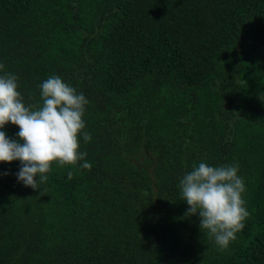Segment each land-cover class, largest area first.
Returning a JSON list of instances; mask_svg holds the SVG:
<instances>
[{
	"label": "trees",
	"instance_id": "obj_1",
	"mask_svg": "<svg viewBox=\"0 0 264 264\" xmlns=\"http://www.w3.org/2000/svg\"><path fill=\"white\" fill-rule=\"evenodd\" d=\"M0 64L26 106L50 76L83 93L92 137L39 190L0 164V264H264V0H0ZM200 162L246 185L226 250L186 216Z\"/></svg>",
	"mask_w": 264,
	"mask_h": 264
},
{
	"label": "clouds",
	"instance_id": "obj_2",
	"mask_svg": "<svg viewBox=\"0 0 264 264\" xmlns=\"http://www.w3.org/2000/svg\"><path fill=\"white\" fill-rule=\"evenodd\" d=\"M40 89L42 105L26 106L17 77L11 73L0 76V129L9 124L19 128L17 140L0 130V164L20 161L17 178L34 190L48 180L53 165L76 166L84 161L81 168H92L86 153L80 151L79 139L81 133L85 142L92 139L84 121L89 101L59 76L47 78ZM238 171V165L213 167L200 162L179 184L182 201L190 206L186 216L198 215L201 230L221 250L237 239L250 215L243 198L246 185ZM68 176L72 177L71 171Z\"/></svg>",
	"mask_w": 264,
	"mask_h": 264
},
{
	"label": "water",
	"instance_id": "obj_3",
	"mask_svg": "<svg viewBox=\"0 0 264 264\" xmlns=\"http://www.w3.org/2000/svg\"><path fill=\"white\" fill-rule=\"evenodd\" d=\"M152 176H153V174H152ZM153 188H154L155 193L157 194L158 193V188L156 186V179L153 180Z\"/></svg>",
	"mask_w": 264,
	"mask_h": 264
}]
</instances>
